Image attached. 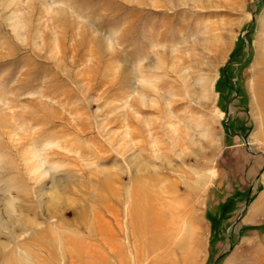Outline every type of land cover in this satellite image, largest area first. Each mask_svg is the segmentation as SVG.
<instances>
[{"label":"rangeland","instance_id":"obj_1","mask_svg":"<svg viewBox=\"0 0 264 264\" xmlns=\"http://www.w3.org/2000/svg\"><path fill=\"white\" fill-rule=\"evenodd\" d=\"M0 264H264V0H0Z\"/></svg>","mask_w":264,"mask_h":264},{"label":"bare ground","instance_id":"obj_2","mask_svg":"<svg viewBox=\"0 0 264 264\" xmlns=\"http://www.w3.org/2000/svg\"><path fill=\"white\" fill-rule=\"evenodd\" d=\"M138 202H141V203H142V200L138 199ZM143 202H145V201H143ZM167 229H169V228H167ZM69 240H70V239H69ZM75 242H76V241L73 240V239L70 240V243L72 244V246L75 245ZM163 242H165V241H162L160 245H162ZM113 244H114V243H113ZM75 248H76V246H74V248H71V249H75ZM110 248H111V250L114 251V247L111 246ZM69 250H70V249H69Z\"/></svg>","mask_w":264,"mask_h":264}]
</instances>
